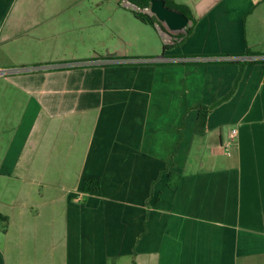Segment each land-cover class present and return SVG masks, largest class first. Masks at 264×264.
<instances>
[{
    "label": "crops",
    "instance_id": "0c3cea01",
    "mask_svg": "<svg viewBox=\"0 0 264 264\" xmlns=\"http://www.w3.org/2000/svg\"><path fill=\"white\" fill-rule=\"evenodd\" d=\"M87 1L0 0V264H264V0H174L184 40Z\"/></svg>",
    "mask_w": 264,
    "mask_h": 264
},
{
    "label": "trees",
    "instance_id": "16d2710c",
    "mask_svg": "<svg viewBox=\"0 0 264 264\" xmlns=\"http://www.w3.org/2000/svg\"><path fill=\"white\" fill-rule=\"evenodd\" d=\"M131 2V4H133L134 6H136L138 9L142 10H137V9H130L132 11V13L134 14V16L139 19L141 22H143L144 24H148L151 26H155L156 24H159V22L157 21V19L150 15L149 13H146L145 10L149 9L150 7V3L151 0H129ZM166 5L171 8V9H175L180 11L181 13H183L186 17H188V19L190 21L193 22V14L191 12V10L185 6V5H181L176 3L174 0H165ZM193 31V26H188L185 29V33L181 34L179 33L178 38L179 39H186L188 36L191 35ZM182 42V40H181ZM181 42L176 41L175 44H180ZM174 45H164L163 46V52L165 53L166 50L172 48ZM247 55H253L256 56L258 55L256 52H252V51H247L246 52ZM252 62H238L237 64H240L242 66H244L245 64H249ZM253 63H261L264 65V60H257L254 61ZM241 72L239 73V75L237 76L234 86L232 88V90L229 92V94L221 99H217L215 100V102L212 105H205V104H198L195 109L198 110V119H197V126H196V133L201 135L205 132L206 127H207V119L209 114L212 112V110L217 107L218 105L222 104L223 102L228 101L232 95L234 94L235 89L237 88L240 80H241ZM174 166V161H173V155L171 156L170 162L167 164V170L169 171V169L171 167ZM174 174L170 173L169 177H173ZM102 185V179L100 177H90L88 179H86L85 181V185H84V193L85 194H90L93 192H96L98 190H100ZM9 224V218L8 216L0 213V225L3 226H7Z\"/></svg>",
    "mask_w": 264,
    "mask_h": 264
},
{
    "label": "rangeland",
    "instance_id": "374dc122",
    "mask_svg": "<svg viewBox=\"0 0 264 264\" xmlns=\"http://www.w3.org/2000/svg\"><path fill=\"white\" fill-rule=\"evenodd\" d=\"M100 2H101V0H100ZM102 3L103 4L99 5L98 0H92L91 2L87 1L84 4L82 9H83V11H115L116 8H118L119 11H130V9H136L133 6L127 5L126 0H111L108 3L107 2H102ZM137 10H140V9H137ZM140 11H142V10H140ZM112 25H113V23L110 22L109 27L111 28ZM159 25L162 26V29L164 30L163 24L159 22ZM156 30H157V34H156L157 36L154 37L155 34L154 33L152 34V32H151L150 37H151V40L153 42H155V46H156L155 48L158 49L160 47L161 48L160 52H161V50L163 51V46L165 45V40L162 36V33L159 31V29L157 28ZM151 45L152 44H150L149 46H151ZM149 46H147L146 42L141 41V43H139L137 48H138V50L143 51L144 49H146ZM153 46H154V44H153ZM128 48L129 47H127V50L129 51ZM14 68L18 69V67L4 66L2 71L8 72ZM26 68H30V67H26ZM5 74H7V73H5ZM8 74H10V73H8ZM5 117H6L5 115H0V134L2 133L1 136L4 139L10 135V133L12 132V128H13L14 123L17 122L16 117H12L9 120V123L7 124V122L4 121Z\"/></svg>",
    "mask_w": 264,
    "mask_h": 264
},
{
    "label": "water",
    "instance_id": "95a60500",
    "mask_svg": "<svg viewBox=\"0 0 264 264\" xmlns=\"http://www.w3.org/2000/svg\"><path fill=\"white\" fill-rule=\"evenodd\" d=\"M150 15L162 23L167 34H178L184 32L191 24L188 17L178 10L171 9L165 0H151L149 7Z\"/></svg>",
    "mask_w": 264,
    "mask_h": 264
},
{
    "label": "built area",
    "instance_id": "2783aa9c",
    "mask_svg": "<svg viewBox=\"0 0 264 264\" xmlns=\"http://www.w3.org/2000/svg\"><path fill=\"white\" fill-rule=\"evenodd\" d=\"M126 4L129 5V6H133L136 9H138L136 6H134L133 4H131V2L129 0H126ZM145 12L150 14L149 9H146ZM236 134H237V131L236 130H233L232 131V137L236 136Z\"/></svg>",
    "mask_w": 264,
    "mask_h": 264
}]
</instances>
